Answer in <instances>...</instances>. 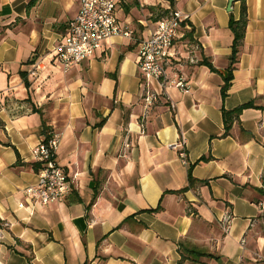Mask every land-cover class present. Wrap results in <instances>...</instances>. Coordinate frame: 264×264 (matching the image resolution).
<instances>
[{
    "label": "crops",
    "instance_id": "0c3cea01",
    "mask_svg": "<svg viewBox=\"0 0 264 264\" xmlns=\"http://www.w3.org/2000/svg\"><path fill=\"white\" fill-rule=\"evenodd\" d=\"M29 1L0 0V264H264V0H244L224 100L240 2L228 12V0H119L115 16L132 38H112L62 73L51 56L79 0L27 10ZM172 9L187 20L168 73L183 75L189 93L169 87L147 106L139 45ZM245 103L255 108L222 136L221 109ZM42 123L73 180L47 207L21 194L36 182ZM190 167L199 182L185 189Z\"/></svg>",
    "mask_w": 264,
    "mask_h": 264
},
{
    "label": "built area",
    "instance_id": "2783aa9c",
    "mask_svg": "<svg viewBox=\"0 0 264 264\" xmlns=\"http://www.w3.org/2000/svg\"><path fill=\"white\" fill-rule=\"evenodd\" d=\"M118 1L79 0L76 15L67 23L65 33L53 49L51 62L55 69L67 73L72 67L91 58L112 38H132L130 30L123 27L115 16ZM171 1L175 4L179 0ZM186 20L187 15L172 9L156 22L153 33L140 42L136 66L140 76L142 99L147 106L156 102L160 93H164L169 87L178 89L183 94L189 93L190 85L183 75L168 73L173 62L178 61L173 46L180 27ZM31 75H34V72H31ZM153 83L157 89H154ZM170 109H175L173 103H170ZM58 145V134L50 133L48 139H43L32 150L39 170L35 172L36 182L23 188L21 194L34 206L47 207L61 203L72 191V178L57 162ZM180 157L185 163L183 152ZM18 206L22 208L23 203ZM259 209L264 216V199L259 204ZM224 220L227 222L228 218L225 217Z\"/></svg>",
    "mask_w": 264,
    "mask_h": 264
},
{
    "label": "trees",
    "instance_id": "16d2710c",
    "mask_svg": "<svg viewBox=\"0 0 264 264\" xmlns=\"http://www.w3.org/2000/svg\"><path fill=\"white\" fill-rule=\"evenodd\" d=\"M234 1L240 2V16L237 20H235L233 16L230 14V18H229L228 28L232 33L233 39H232V44H231L230 66L228 69L227 76L225 77L224 82L220 89L222 100H224L225 97L227 96V91L230 87V82L232 80L233 65L238 59L240 46L242 44V40L244 38L246 25H247V12H246V6H245L244 0H234ZM36 2L37 0H30L29 3L27 4V10L33 7ZM250 108H255L253 103H245L232 110H225L222 108L221 109V115H222V121H223V135L222 136H227L229 134L232 124L236 121L237 122L239 121V116L242 113V111L246 109H250ZM42 127H43V134L45 135L44 139L46 140L49 138V134H47V128L45 127L44 123H42ZM204 161H206V158H201L199 160V162H204ZM34 170L35 172L39 170V164L35 165ZM198 182L199 181L192 178L191 167H190L188 170V185L185 189L192 188ZM183 190H180L175 193H181L183 192ZM158 210L159 208H157L156 210H149V211L157 212ZM193 254L199 255L200 253L194 252ZM178 264H181V261H179Z\"/></svg>",
    "mask_w": 264,
    "mask_h": 264
},
{
    "label": "water",
    "instance_id": "95a60500",
    "mask_svg": "<svg viewBox=\"0 0 264 264\" xmlns=\"http://www.w3.org/2000/svg\"><path fill=\"white\" fill-rule=\"evenodd\" d=\"M234 3V0H228V12H230L232 10V4Z\"/></svg>",
    "mask_w": 264,
    "mask_h": 264
}]
</instances>
